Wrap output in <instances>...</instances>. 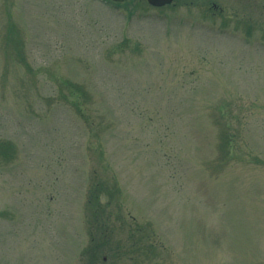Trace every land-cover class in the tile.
I'll use <instances>...</instances> for the list:
<instances>
[{"label":"rangeland","instance_id":"rangeland-1","mask_svg":"<svg viewBox=\"0 0 264 264\" xmlns=\"http://www.w3.org/2000/svg\"><path fill=\"white\" fill-rule=\"evenodd\" d=\"M0 264H264V0H0Z\"/></svg>","mask_w":264,"mask_h":264},{"label":"water","instance_id":"water-1","mask_svg":"<svg viewBox=\"0 0 264 264\" xmlns=\"http://www.w3.org/2000/svg\"><path fill=\"white\" fill-rule=\"evenodd\" d=\"M147 1L154 6H163L165 4L171 3L173 0H147Z\"/></svg>","mask_w":264,"mask_h":264}]
</instances>
